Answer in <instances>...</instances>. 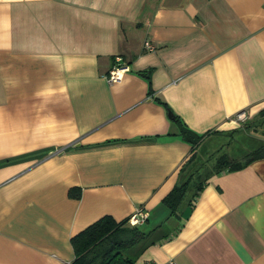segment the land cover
I'll use <instances>...</instances> for the list:
<instances>
[{
	"label": "crops",
	"instance_id": "0c3cea01",
	"mask_svg": "<svg viewBox=\"0 0 264 264\" xmlns=\"http://www.w3.org/2000/svg\"><path fill=\"white\" fill-rule=\"evenodd\" d=\"M159 99L198 133L256 117L264 0H0V264H73V235L140 207L146 232L180 226L135 264H264V157L169 217L192 146Z\"/></svg>",
	"mask_w": 264,
	"mask_h": 264
},
{
	"label": "trees",
	"instance_id": "16d2710c",
	"mask_svg": "<svg viewBox=\"0 0 264 264\" xmlns=\"http://www.w3.org/2000/svg\"><path fill=\"white\" fill-rule=\"evenodd\" d=\"M147 70L148 72L144 70L142 73L146 75L149 74L148 77L150 78L151 73L149 72H151L152 69L149 68ZM160 101L164 103L168 111L172 113L171 118L178 123L179 134L190 143L194 151L201 142L202 137L207 135L209 131L204 133L194 131L182 121L180 116L176 114L164 100ZM259 115L262 118L264 117V108L260 111ZM237 128L234 129L236 130ZM245 142L247 143L244 150H248V152L243 157V160L233 159L228 153L219 155L213 166V170L205 176L202 181L194 179V171L191 172V176L187 175V163L185 162L182 167V179L176 183L162 199L171 210L169 217H188L200 192L212 175L219 174L222 171L239 169L257 158L264 157V139L260 137L259 139L256 137H247L243 143ZM192 187L193 192L188 196V191L192 189ZM75 195L79 196L80 194ZM185 200H187L186 207L182 208L181 206ZM127 221L128 218L120 221L115 219L112 215L106 214L73 235L72 244L76 255L72 263L135 264V259L139 253H141L142 248L146 246L144 244L149 240H152V243H154L170 238L177 233L180 226L178 225L176 229L172 230V234L170 232L163 234L157 232L158 227L146 232L140 225H128Z\"/></svg>",
	"mask_w": 264,
	"mask_h": 264
},
{
	"label": "rangeland",
	"instance_id": "374dc122",
	"mask_svg": "<svg viewBox=\"0 0 264 264\" xmlns=\"http://www.w3.org/2000/svg\"><path fill=\"white\" fill-rule=\"evenodd\" d=\"M263 118L259 114L256 117L252 118L245 117V122H243L236 130L234 129L233 131H227L223 133H208L207 135L202 137L201 142L198 144L197 148L194 151L191 150L189 156L185 161L187 163V175L191 176V172L194 171V179H198L200 181L204 180L203 178L213 170V166L215 165L217 157L223 153H228L233 159L243 160V157L248 152V150H244L247 142H243L246 140V138L256 137L257 139H259L260 137L264 139ZM192 192L193 187L188 191V196H190ZM137 210L146 212L147 215L145 220H147V210H145V208L143 207H140ZM130 217H128V225H141L145 222L144 221L142 223L132 224L130 222Z\"/></svg>",
	"mask_w": 264,
	"mask_h": 264
},
{
	"label": "built area",
	"instance_id": "2783aa9c",
	"mask_svg": "<svg viewBox=\"0 0 264 264\" xmlns=\"http://www.w3.org/2000/svg\"><path fill=\"white\" fill-rule=\"evenodd\" d=\"M144 46L146 49L153 50L156 48V45L151 40H146L144 43ZM125 62L123 61V58L118 54L115 56V63L114 65L109 69L108 73L106 74V77L110 81L121 79L123 76V72L125 71ZM239 118L244 120L245 115L240 114ZM147 213L142 210H137L135 213H133L130 217V222L132 224L142 223L145 221ZM139 264H177V262L174 260V258H170L166 262H157L155 260H146Z\"/></svg>",
	"mask_w": 264,
	"mask_h": 264
},
{
	"label": "water",
	"instance_id": "95a60500",
	"mask_svg": "<svg viewBox=\"0 0 264 264\" xmlns=\"http://www.w3.org/2000/svg\"><path fill=\"white\" fill-rule=\"evenodd\" d=\"M170 115L172 116V113L170 112Z\"/></svg>",
	"mask_w": 264,
	"mask_h": 264
}]
</instances>
